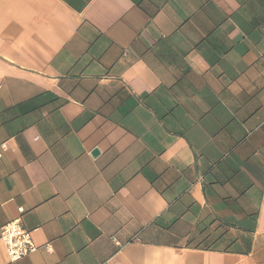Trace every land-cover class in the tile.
I'll use <instances>...</instances> for the list:
<instances>
[{
	"label": "crops",
	"instance_id": "1",
	"mask_svg": "<svg viewBox=\"0 0 264 264\" xmlns=\"http://www.w3.org/2000/svg\"><path fill=\"white\" fill-rule=\"evenodd\" d=\"M2 143L0 264H264V0H0Z\"/></svg>",
	"mask_w": 264,
	"mask_h": 264
},
{
	"label": "built area",
	"instance_id": "2",
	"mask_svg": "<svg viewBox=\"0 0 264 264\" xmlns=\"http://www.w3.org/2000/svg\"><path fill=\"white\" fill-rule=\"evenodd\" d=\"M0 148L6 150V143L0 144ZM114 241L119 246V243ZM0 242L5 247V253L10 263H16L31 256L39 249L33 240L32 233L23 226L21 218H17L1 228ZM46 248L51 250L50 245H47Z\"/></svg>",
	"mask_w": 264,
	"mask_h": 264
},
{
	"label": "water",
	"instance_id": "3",
	"mask_svg": "<svg viewBox=\"0 0 264 264\" xmlns=\"http://www.w3.org/2000/svg\"><path fill=\"white\" fill-rule=\"evenodd\" d=\"M99 154V151L98 150H95L94 152H93V155L94 156H97Z\"/></svg>",
	"mask_w": 264,
	"mask_h": 264
}]
</instances>
